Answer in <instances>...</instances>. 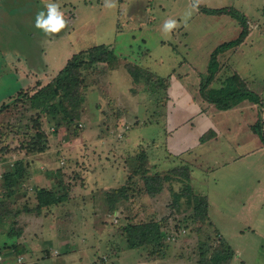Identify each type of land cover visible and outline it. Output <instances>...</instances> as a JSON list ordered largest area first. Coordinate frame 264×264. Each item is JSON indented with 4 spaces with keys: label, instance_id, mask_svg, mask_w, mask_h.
<instances>
[{
    "label": "rangeland",
    "instance_id": "obj_1",
    "mask_svg": "<svg viewBox=\"0 0 264 264\" xmlns=\"http://www.w3.org/2000/svg\"><path fill=\"white\" fill-rule=\"evenodd\" d=\"M197 4L233 7L248 18L256 17L261 13L260 8H264V0H72L70 6L74 7L75 12L73 24L65 35L60 36V41L51 42L44 58L50 65L49 71H57L71 54L79 50L85 53L93 46L104 45L105 48L101 49L105 53H112L116 59L109 58L108 62L91 64L92 56L86 53L72 62H84L89 66L80 65L68 75L63 73L58 76L57 73L50 78L49 84H58L60 87L56 101L62 102L69 116L61 113L51 116L30 108L29 96L40 88L38 85L42 81L21 87V83L9 75L2 76L0 256L2 259L12 258L2 264H203L206 260L204 256H212L215 252L227 253L231 257L234 255L228 242L210 227L208 216L194 221L190 217L192 211L186 204L177 206L178 212L175 207H171V203L168 204L170 208L167 207V203L171 202L168 185H164L160 201L137 189H133L135 193L129 191V196L132 195L123 203L126 209L120 206L124 212L119 217L110 211L108 213L104 206V192L125 184L129 178L135 181L139 189L144 190L140 179L142 169L135 171V155H141L139 152L144 149L138 142L128 143L132 139L129 138V128L130 132L133 129L144 132L139 129L143 128L142 125L159 120L165 122L171 138L184 115L202 111L200 103L203 101L198 100L201 97L198 82L206 73L209 55L220 43L235 38L239 31L235 17L205 13L201 8L198 9ZM260 15L262 19L258 18L257 21L248 19L257 34L251 37L243 53L227 52L220 55L219 59L217 56L221 69L211 86L221 87L224 79L234 75L235 70H243L250 84L263 77L264 14ZM6 19L8 23L0 31L4 40L1 49L10 52L19 49L26 55L30 50L29 45L21 43L22 37H27L26 32L14 30L10 20ZM168 19H175L177 26L166 33L163 24ZM29 29L31 27L26 31ZM127 64L143 71L148 70V74H141L134 83L126 70ZM112 74H115L114 78H119L115 80L120 82L119 89L114 86ZM121 80L125 85L122 86ZM126 82L130 84L129 89ZM64 85H70L71 94L83 98L86 103L73 104L70 100L72 96L70 99L66 96ZM127 95H138L141 99L140 112L142 109L143 112L134 123L137 127L134 124L130 126L132 120L127 118ZM98 96H102V99ZM100 101L107 107L104 105L101 108L98 105ZM110 102L125 111L117 109L116 112L114 107H108ZM228 114L240 117L235 111ZM84 115L88 116L86 120L81 117ZM36 118L46 135V148L41 152L28 153L22 144L35 133ZM229 121L234 123V119ZM224 126L229 124L225 121ZM244 135V131L229 132V138L241 144L240 148L229 152V158L227 154L219 152L222 145L212 139L202 141L196 147L192 140L188 152L184 153L185 160L196 162L195 165L201 167V171L221 166L210 173L217 175L221 185L215 189L211 183L213 177L208 172L202 187L209 194L216 190L223 203L226 200L230 202L226 203L228 214L238 202L249 199L256 192L258 181L264 178V156L261 161L256 153L241 161L233 160L235 153L257 148L259 139ZM257 135L255 138L260 136ZM224 142L225 139L222 144ZM222 147H225L224 144ZM229 159L232 161L226 164ZM106 166L109 168L107 173L112 168V175H105ZM16 169H21L22 178L16 179ZM146 170L151 174L150 169ZM199 170L195 169L192 178L198 185L203 179ZM7 172L16 174L12 188L3 183L2 175ZM108 178L110 181L106 183ZM190 182L188 179L181 181L191 189ZM179 183L175 179L169 182L175 190H181L182 185ZM36 188L51 190L56 197L65 195V201L72 197V201L62 200L38 211ZM181 200L183 202L184 199ZM222 207L225 208V205ZM145 219L161 221L162 229L171 238L165 241V247L158 254L149 253L147 247L129 248L120 232V226L126 222ZM227 219L225 217V224L220 222L218 227H225L224 237L229 240L228 235L231 236L232 245H236L242 253L241 259L236 255L234 258L245 261L240 264H264V237L254 234L243 237L244 233H233ZM180 228H184V232L179 231ZM15 241L23 243L26 248L17 261L12 254ZM163 249H167V252ZM162 252L165 255L157 257ZM228 262L220 260L218 264Z\"/></svg>",
    "mask_w": 264,
    "mask_h": 264
},
{
    "label": "crops",
    "instance_id": "obj_2",
    "mask_svg": "<svg viewBox=\"0 0 264 264\" xmlns=\"http://www.w3.org/2000/svg\"><path fill=\"white\" fill-rule=\"evenodd\" d=\"M71 1L72 0H5V1L1 0L0 1V31L2 30L3 25L5 23H8L7 22L8 20L6 19L8 18L11 22V25L14 26L13 27L14 30H17L20 32H26L25 34L27 35V37L26 36L22 37L21 43L23 45H26V44L29 45L28 49H30L28 53L24 55L23 52L20 51L19 49L17 52H13V51L10 52L8 49L2 50L0 46V79L2 78V76L5 77L9 75L11 78H13V80L20 82L21 87H23L24 84L32 85L34 81H42V84L38 85V88H39L47 84L51 80L50 78L52 76H55L58 73V71H60L66 65L68 60H70L74 55L78 54L81 51L79 50L71 54V56L66 59L64 65L55 72H50L49 71L50 65L46 61H44V58L47 56V53L50 50L51 42L54 40L57 42L60 41L61 39L60 36L65 35L69 27L73 24L75 12H74V7L70 6ZM49 2L59 4L60 6L59 10L62 12L64 21H65L64 27L55 33H45L42 29H38L34 26L36 14L40 12L41 10L46 11L45 4ZM197 6L199 10L200 8L202 9V7L220 8V7H206V6H201L199 4H197ZM263 9L260 8L261 13H258L257 16L254 18H248L243 15L247 23L249 22L248 19L256 20V21L258 18L262 19V15L260 14H264V12H262ZM25 26H26V29L24 30ZM30 27L31 29L26 31L27 28H30ZM237 30L240 31V27L237 28ZM255 31L256 30L252 29V24L250 23L248 25V34L245 37V39L235 48L229 49L226 52L219 54L218 59L220 55H223L227 52L238 51V53L239 52L243 53L244 50L246 49V45H248V43L251 42L252 40L251 37L254 34L255 35L257 34L255 33ZM3 41H4L3 35H2V32H0V45ZM220 69H221V65H220ZM231 70H232V67H231ZM238 71L235 70L233 72H235V74H237L240 77V79L245 83V85L250 90L254 91L259 96L260 100L258 103H251L247 100H244L238 105H236L235 107H232L230 109L218 110L213 104L205 101L202 97H199L198 100L203 101V103L199 102L202 107V111L200 112L197 111L195 113L193 112V114H190V115L187 114L186 116L184 115L185 117L183 116V118L180 120V122L182 121V123L178 125V128L175 131V134H173L171 138L169 137L170 133L168 129L166 130L165 122L159 121V120L158 122L152 121L150 123H147L146 124L148 125L147 127L146 125L145 126L142 125L143 128H139V129H142L144 132H141L140 130H134V129L130 132L131 127L129 128V132H128L129 138H132L131 140L128 141L129 144L131 143L135 144L138 142L141 145H143V149H144L143 151L145 152V155H146V165L150 169L151 173L163 174V173L169 172L170 170L174 168H181V167L186 168L188 180L189 182L191 181L190 182L191 192L194 195H199V196L204 197L206 200V203H207L206 214L209 218L210 227H212V229H214L217 233L222 235L223 239H225L228 242V246L234 252V255H232V257L231 256L228 257V260H229L228 264H240V263H245V261L244 260L240 261L238 258H234V256L236 255L237 257L241 259L242 253H240L239 248L236 247V245H232L231 236L228 235L229 240L226 237H224V235H226L225 227H223L224 229H219L218 226H220V222H223L225 224L224 218L227 217L228 219L226 222L229 226H232L233 230H230V231H233V233H237L238 235H240L241 233H244L243 237L244 235H250V234L257 235L258 237L262 235L264 237V178L262 177L260 179L261 182L260 180L258 181L259 183L257 184L258 188L256 192L251 197H249V199L238 202L239 204L236 205V207L232 210L231 214L230 213L228 214L226 213V209L228 208V205L226 203L230 204V202L226 200V202L223 203L221 196H219L216 190H214L212 194H209L205 190V187H202L203 182L206 178V174L208 176V172H209V175L213 177V179L211 180V183L212 185H214V188L217 189V186L221 185V182H219V179H217L216 177L217 175L210 174L212 171H214L215 169L221 166H218L214 168L213 170H211L212 167H209L210 170L207 168L206 171H201L199 170V168L201 167L197 168V165H195L196 162L185 160L186 154L184 153L188 152L189 148L192 145V140L193 142L196 143V145H194V147H196V146L201 145L202 141H210L212 139V141H214L218 145L221 144L223 146L224 144L225 147L221 146L222 148L221 147L219 148V152L224 155L227 154L229 158L230 157L229 152L231 150L233 151L234 148H240L241 146L240 142L235 143L231 139L232 137L229 138L228 136L229 132L233 131L235 133H238V131H244L245 132L244 137L252 136L253 139L255 140L259 139V142L256 143L257 148L254 150H248V151L246 149H243L240 151V153L238 154L235 153V155L233 156L234 157L233 160L241 161L245 157L252 155V153H256V154H259L260 156L259 160L261 161L262 157L264 156V75L263 77L257 78L255 83L250 84L247 79L248 78L247 74L243 70L242 72L240 71L238 72ZM114 75L115 74H112L113 78H114ZM216 75H215V79H216ZM116 79L119 80V78H114L113 79L114 82ZM121 82H122V86L125 85L122 80ZM199 82H198V87H199ZM119 83L120 82L114 83V86H116L118 89L120 86ZM126 83H128L127 88L129 89L130 84L129 82H126ZM186 92L187 94L189 93L187 89H186ZM126 93L129 94V92H126ZM102 96H98V97L102 99ZM127 96H128L127 97L128 99V108H127L128 111L127 112H129L127 113L128 115L127 118L129 120L130 119L132 120L129 123L132 122L130 126H133V124L137 121V119L141 118L143 109L140 112L141 99L139 98L138 95H133V96L127 95ZM198 100H194V101H198ZM84 101L86 103V100ZM87 103L89 104V101ZM98 105L101 106L102 108L104 107L105 104L103 103V101H100L98 102ZM109 106H111V108L114 107L115 111L117 109H120L119 105L117 106V105H114L113 103L111 104V102L108 105V107ZM93 109H96V108L93 107ZM123 111L125 110H121V112ZM231 111H235L236 113L240 115V117H236V116H233L232 114L231 115L228 114V112H231ZM99 112L102 115L101 109L99 110ZM81 117L82 119L85 118L84 120L88 118V116H85V115ZM249 117L251 119H249ZM109 118L111 119V117ZM229 119H234L233 121L234 123H232V121L230 122ZM225 121L229 124V126H224ZM256 122H258V130L261 133L262 138L258 136L252 129V125H254ZM134 126L137 127L136 124H134ZM256 135L258 136V138L257 137L255 138ZM173 137H174V140H173ZM224 139L226 140V142L222 144V140ZM186 143L187 145H185ZM231 161L232 159H229L226 164H229ZM262 161H263V168H264V160ZM259 165H262V164L259 163ZM104 168L106 170V172H104L105 175L108 174L107 176H109L113 174L112 168L110 172L108 173L107 171H109V168H107V166ZM195 169L196 170L198 169L201 174V177H203V179L200 180L199 185L192 181ZM108 181H110L109 178L106 180V183ZM208 181L209 180L207 179V182ZM169 182L170 181L164 182L163 184V188H164V185H168L169 193L171 196V202L167 203V207L170 208L168 204L171 203V207H175V209L177 210V206H174L172 203L171 191L177 192L180 190V188L175 190L174 188L170 186L171 184H169ZM179 182H180L179 185L181 184L183 186L181 181ZM102 188L106 189V187L104 186H102ZM163 188L160 190V192L152 195V198L157 199V201H160L161 199L159 198V196L161 195L160 193H162ZM211 195H212V198H211ZM71 198L66 199V201L64 200L63 202H69V201L71 202L72 201ZM182 198L183 197H181V199ZM89 199H91V197ZM181 199H180V202H182ZM163 200L165 201V199ZM223 205H225V208L222 207ZM104 206H106V211L109 213L107 205H104ZM104 208L105 207H101V209H104ZM122 211L124 212V209L118 206V209L115 210L114 214L121 215ZM178 211L179 210H177V212ZM221 231H223L224 233H222ZM245 239H248V238L246 237ZM140 248H143V247H140ZM134 249H138V248H134ZM163 251L167 252V249H163ZM164 255L165 254H163L162 252L157 257L159 256L161 257Z\"/></svg>",
    "mask_w": 264,
    "mask_h": 264
},
{
    "label": "trees",
    "instance_id": "obj_3",
    "mask_svg": "<svg viewBox=\"0 0 264 264\" xmlns=\"http://www.w3.org/2000/svg\"><path fill=\"white\" fill-rule=\"evenodd\" d=\"M203 12L208 14H230L232 17H235L239 23L240 31L234 39L225 41L220 43L217 47L212 50L209 55L206 73L205 75L201 76L199 82V89L201 97L213 104L218 110H227L232 107H235L239 103L244 100H247L251 103H258L260 98L259 96L252 90H250L245 83L240 79L237 74L232 75L229 78H225L221 87H213L211 86L212 81L215 79L216 73L220 70V64L218 62L217 56L221 53L226 52L229 49L235 48L238 46L247 36L248 34V24L246 19L243 15H240L235 9L232 7H220V8H202ZM104 45L100 46H93L89 48L85 53L84 51L80 52V54L74 55L66 65L58 72V76L66 73L67 75L75 68L79 67L80 65H90L84 62H77L73 63L72 60L75 58L84 56V54L88 53L89 56H92L91 64H98L108 62V59L115 60L116 56H113L112 53L108 52L105 53ZM104 61V62H103ZM135 66V65H134ZM130 64L126 65V70L128 71L132 81L134 83L137 82L138 78L148 71H143V69L139 67H134ZM148 74V72H147ZM57 76V77H58ZM56 77V78H57ZM58 79V78H57ZM58 84H46L36 90L32 95L29 96V106L30 108L37 109L38 111H44L49 113L51 116H56L58 113L64 114L65 116H69L66 108L61 105V101H56L59 97V89L60 87L57 86ZM70 85H64L66 89V96H72L71 102L73 104H77L78 102H84L83 98L73 96L71 94V90L69 89ZM74 97V99H73ZM71 104V103H70ZM72 117H69V119ZM34 127L36 128L35 133L30 137V140L23 143L22 147L26 149V152H41L44 151L46 148V135L41 129V124L36 118L34 122ZM253 131L262 136L258 130V122L252 125ZM262 138V137H261ZM141 155H135L136 159V168L135 171L138 169H142V178L144 190L142 188H138L136 186L135 181L132 179H128L125 184L113 188L109 191L104 192L105 196V204L108 207V211L114 213L115 210L118 209V206H123V203L131 197L129 196V191L138 190L139 192H144L145 194L152 196L163 188L164 182L171 181L172 179L183 181L188 179V175L186 173V168H174L169 172L160 174V173H151L148 174V170H146V155L143 150H141ZM149 169V168H148ZM17 178H22L21 169H16ZM15 172H7L2 175L3 183L6 187L12 188L15 183ZM134 189V190H133ZM10 193V192H9ZM8 193V195H9ZM12 194V193H11ZM172 203L174 206H180L182 202H180L181 197H183V203L186 204L192 211L191 218L198 219L199 217H203L204 215L207 216V203L204 197L199 195H194L191 192V189L186 184L182 186V189L177 192H172ZM36 198H37V205L36 210H41L44 207H48L51 204L56 202L62 201L65 199V195L56 197L54 192L51 190H47L45 188H36ZM126 209V208H125ZM123 214V213H122ZM119 217V215H117ZM183 230L184 228H180L179 231ZM120 232L123 233V237L126 239L129 248H140V247H147L149 248L152 254H158L163 247H165V241H170V236L166 235L165 230L162 229L161 221L155 219H149L145 221H129L126 222L125 225L120 226ZM174 234V232H173ZM14 237V235H13ZM17 238V234H16ZM26 252L25 245L23 243L14 242L12 245V254L14 258L24 254ZM229 254L223 252H215L212 256H204L203 264H218L220 260H228ZM7 259H12L6 257L1 259L0 264Z\"/></svg>",
    "mask_w": 264,
    "mask_h": 264
},
{
    "label": "clouds",
    "instance_id": "obj_4",
    "mask_svg": "<svg viewBox=\"0 0 264 264\" xmlns=\"http://www.w3.org/2000/svg\"><path fill=\"white\" fill-rule=\"evenodd\" d=\"M46 11L41 10L36 14L34 26L45 33H55L64 27L65 21L58 3L45 4ZM177 26L175 19H168L163 24L164 32H171Z\"/></svg>",
    "mask_w": 264,
    "mask_h": 264
},
{
    "label": "built area",
    "instance_id": "obj_5",
    "mask_svg": "<svg viewBox=\"0 0 264 264\" xmlns=\"http://www.w3.org/2000/svg\"><path fill=\"white\" fill-rule=\"evenodd\" d=\"M1 259H2V258H1V256H0V262H1Z\"/></svg>",
    "mask_w": 264,
    "mask_h": 264
}]
</instances>
